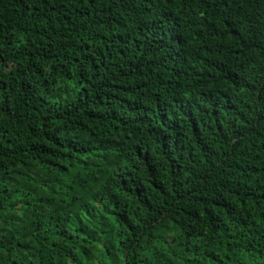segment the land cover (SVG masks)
<instances>
[{
    "label": "trees",
    "instance_id": "obj_1",
    "mask_svg": "<svg viewBox=\"0 0 264 264\" xmlns=\"http://www.w3.org/2000/svg\"><path fill=\"white\" fill-rule=\"evenodd\" d=\"M0 264H264V0H0Z\"/></svg>",
    "mask_w": 264,
    "mask_h": 264
}]
</instances>
